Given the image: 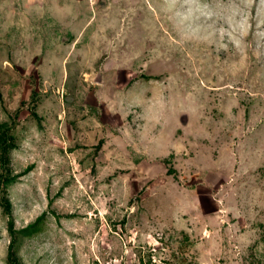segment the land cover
Segmentation results:
<instances>
[{"label": "rangeland", "instance_id": "rangeland-1", "mask_svg": "<svg viewBox=\"0 0 264 264\" xmlns=\"http://www.w3.org/2000/svg\"><path fill=\"white\" fill-rule=\"evenodd\" d=\"M0 264H264V0H0Z\"/></svg>", "mask_w": 264, "mask_h": 264}, {"label": "trees", "instance_id": "trees-1", "mask_svg": "<svg viewBox=\"0 0 264 264\" xmlns=\"http://www.w3.org/2000/svg\"><path fill=\"white\" fill-rule=\"evenodd\" d=\"M39 218H40V216L38 217V219H39ZM34 224H35V222H34V223H32V224H30V226H29V227H31V226L33 227V225H34Z\"/></svg>", "mask_w": 264, "mask_h": 264}]
</instances>
